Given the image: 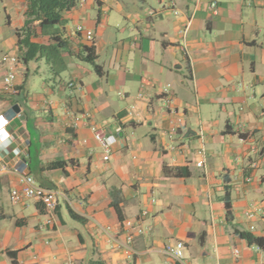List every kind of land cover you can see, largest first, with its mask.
Instances as JSON below:
<instances>
[{
	"label": "crops",
	"instance_id": "crops-1",
	"mask_svg": "<svg viewBox=\"0 0 264 264\" xmlns=\"http://www.w3.org/2000/svg\"><path fill=\"white\" fill-rule=\"evenodd\" d=\"M60 6L62 23L35 33L62 47L25 65L16 31L26 26L29 2L0 0V116L12 117L14 139L13 171L0 176V264H264V248L236 234L264 238L261 214L246 218L264 212V0ZM79 26L95 33L94 43ZM84 48L94 49L95 64ZM12 71L17 90L4 95ZM31 74L40 77L36 91ZM178 118L184 123L173 135ZM92 127L117 137L109 161ZM202 148L206 164L198 168ZM22 166L62 194L53 216L41 203L11 202ZM127 221L145 230L134 233L133 258L118 246ZM179 242L182 263L165 255Z\"/></svg>",
	"mask_w": 264,
	"mask_h": 264
},
{
	"label": "built area",
	"instance_id": "built-area-1",
	"mask_svg": "<svg viewBox=\"0 0 264 264\" xmlns=\"http://www.w3.org/2000/svg\"><path fill=\"white\" fill-rule=\"evenodd\" d=\"M83 2L85 0H82ZM174 6V5H173ZM211 9L215 12L218 9V3L216 1H213L211 3ZM173 11L176 15H179V12L173 8ZM149 16H155V12L150 11L148 13ZM194 20V14L189 16L187 19L186 25L183 33V40L186 45V40L188 33L193 25ZM77 34L83 35L84 38L88 43H94L96 39V35L93 31L85 30L82 26L77 27L76 29ZM187 52V51H186ZM17 73L14 71L9 72L2 81L1 85V92L4 95L12 96L16 93L17 86ZM67 88L72 90H80V86L75 84L74 82H69L67 85ZM169 89V88H168ZM142 98V95L139 96V99ZM167 106L171 105L172 100L168 99L166 101ZM132 112L130 115L134 114L133 111L136 110V107L133 106L131 108ZM175 113L174 111H172ZM12 117L11 116H0V176L7 175L13 171L10 163V157L13 156V149L10 150L9 143H13L14 139L12 138V134L9 131V125L11 122ZM183 119L178 118L176 121V125L172 127L171 133L175 135L178 130L183 126ZM92 131L94 134V138L97 141V143L102 147L104 152V161H109L111 158V155L113 153V149L117 144V137L108 135L105 133V131L101 128L92 127ZM202 137V134H200ZM198 155L200 156L201 160L196 163V166L198 168H204L206 164V150L202 148ZM19 175V188H14L11 191L10 199L13 204H22L26 201H35L38 203H41L45 210L48 212L49 216H53L55 210L57 209V206L59 204V197L62 195L57 190L49 189L42 187L38 185L35 181V179L24 173L23 166L20 168H17L15 170ZM248 182L252 181V177L247 178ZM258 213L261 214L262 218H264V212H260L258 210H254L251 212H248L246 214V218L248 220H254L255 217L258 216ZM52 220H49V223H51ZM125 228L129 231V233L126 236V239L124 242L118 244V246L123 249L127 256L129 258H133L136 255V252L134 251L132 247V242L134 240V233H138L139 235H143L145 230L141 227H136L133 222L127 221L125 224ZM255 229L254 226H251V230L253 231ZM165 255L172 259L175 262L182 263L184 261V244L182 243H175L170 244L165 249ZM235 255L238 256L239 252L235 251ZM167 264H173V263H167Z\"/></svg>",
	"mask_w": 264,
	"mask_h": 264
},
{
	"label": "trees",
	"instance_id": "trees-1",
	"mask_svg": "<svg viewBox=\"0 0 264 264\" xmlns=\"http://www.w3.org/2000/svg\"><path fill=\"white\" fill-rule=\"evenodd\" d=\"M28 2L29 9L26 26L16 31L18 48L23 55L22 61L25 65L41 59H50L62 47V42L55 47L54 45L36 41L37 34L35 33V26L44 30L59 26L62 23L63 8L60 6V0H28ZM83 51L87 53L85 61L95 64L94 49L84 48ZM230 208V203H227V209L230 210ZM236 234L250 245L264 248V238H257L250 233L244 232L236 231Z\"/></svg>",
	"mask_w": 264,
	"mask_h": 264
},
{
	"label": "rangeland",
	"instance_id": "rangeland-1",
	"mask_svg": "<svg viewBox=\"0 0 264 264\" xmlns=\"http://www.w3.org/2000/svg\"><path fill=\"white\" fill-rule=\"evenodd\" d=\"M39 82H40V77H37L34 74H31L30 77H29V81H28L29 89L31 91H36L35 89H38Z\"/></svg>",
	"mask_w": 264,
	"mask_h": 264
},
{
	"label": "water",
	"instance_id": "water-1",
	"mask_svg": "<svg viewBox=\"0 0 264 264\" xmlns=\"http://www.w3.org/2000/svg\"><path fill=\"white\" fill-rule=\"evenodd\" d=\"M13 111L16 113V114H20V109H19V107L18 106H14L13 107Z\"/></svg>",
	"mask_w": 264,
	"mask_h": 264
}]
</instances>
